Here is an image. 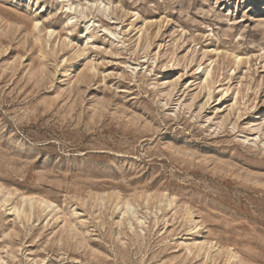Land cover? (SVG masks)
<instances>
[{
    "label": "rangeland",
    "instance_id": "rangeland-1",
    "mask_svg": "<svg viewBox=\"0 0 264 264\" xmlns=\"http://www.w3.org/2000/svg\"><path fill=\"white\" fill-rule=\"evenodd\" d=\"M0 264H264V0H0Z\"/></svg>",
    "mask_w": 264,
    "mask_h": 264
}]
</instances>
